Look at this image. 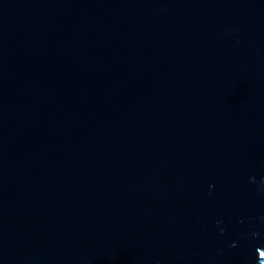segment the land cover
I'll list each match as a JSON object with an SVG mask.
<instances>
[{
	"label": "water",
	"instance_id": "obj_1",
	"mask_svg": "<svg viewBox=\"0 0 264 264\" xmlns=\"http://www.w3.org/2000/svg\"><path fill=\"white\" fill-rule=\"evenodd\" d=\"M0 264H264V0H0Z\"/></svg>",
	"mask_w": 264,
	"mask_h": 264
}]
</instances>
